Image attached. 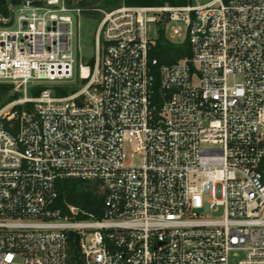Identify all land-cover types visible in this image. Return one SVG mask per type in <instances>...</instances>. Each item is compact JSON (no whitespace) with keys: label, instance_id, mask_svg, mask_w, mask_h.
Segmentation results:
<instances>
[{"label":"built area","instance_id":"2783aa9c","mask_svg":"<svg viewBox=\"0 0 264 264\" xmlns=\"http://www.w3.org/2000/svg\"><path fill=\"white\" fill-rule=\"evenodd\" d=\"M81 12L29 0L0 26V264H264V0L106 11L60 95ZM179 22L191 53L160 64L147 25ZM66 178L99 183L101 218L56 206Z\"/></svg>","mask_w":264,"mask_h":264},{"label":"trees","instance_id":"16d2710c","mask_svg":"<svg viewBox=\"0 0 264 264\" xmlns=\"http://www.w3.org/2000/svg\"><path fill=\"white\" fill-rule=\"evenodd\" d=\"M14 7L20 5L22 0H11ZM129 5H184L191 3V0H127ZM69 4V3H68ZM0 14L9 17V7L7 0H0ZM0 25L3 23L0 21ZM191 53L189 41L182 43H175L165 36L164 31H160L159 37L150 52L151 58H157L160 64H169L177 61L180 58L189 56ZM93 64V63H92ZM78 86L60 87L57 93L66 95L76 91ZM13 89V85L7 83H0V101L4 94ZM18 93H14L8 98V101L14 100L18 97ZM93 181L82 179H62L57 184L58 198L56 206L61 207L63 211L67 212V205H75L93 213L96 217L101 218L104 211V196L101 190L97 188L99 183L94 186ZM75 257L79 258V252L74 249ZM78 263L80 261L78 260Z\"/></svg>","mask_w":264,"mask_h":264},{"label":"rangeland","instance_id":"374dc122","mask_svg":"<svg viewBox=\"0 0 264 264\" xmlns=\"http://www.w3.org/2000/svg\"><path fill=\"white\" fill-rule=\"evenodd\" d=\"M211 0H191V3L193 4H203L206 2H209ZM69 5L71 7H80L82 12L80 17L77 19V24L79 25V28L77 32V38L75 40V50L77 54V61L75 63V74L73 76V79L63 84L64 87L68 86H78V88L82 87V84L80 82H77L79 79L77 77L79 65L81 63H90L92 64L95 59V33L97 30V26L102 18V15L106 11H110L113 9H116L121 6H130L127 3V0H67ZM173 25H176L180 27L181 34L177 37H172L171 35V27ZM1 26V25H0ZM148 27V33L150 38H158L160 34V26L157 23H149L147 25ZM187 28L186 26L179 22V23H171L169 26H167L165 31V36L175 43H182L187 40ZM42 84H45L46 86H50V83L42 82ZM14 89H11L7 91L2 100L0 101V108L5 106L11 101H8V98L14 94ZM32 91L29 90L28 95H32ZM94 186L97 185V182H94ZM97 188L102 191V188L100 185H97ZM90 236V235H89ZM74 249L78 248L76 246H72L71 249V256L73 257V261L76 260ZM79 252V251H78Z\"/></svg>","mask_w":264,"mask_h":264},{"label":"water","instance_id":"95a60500","mask_svg":"<svg viewBox=\"0 0 264 264\" xmlns=\"http://www.w3.org/2000/svg\"><path fill=\"white\" fill-rule=\"evenodd\" d=\"M28 2H29V0H22V3H28ZM7 4L9 7V18L5 19V17L2 14H0V21L3 24L10 25L12 23L13 17H14V6H13L11 0H7ZM70 234H71V236L76 238V246H77V248H79V235L74 231H71Z\"/></svg>","mask_w":264,"mask_h":264}]
</instances>
